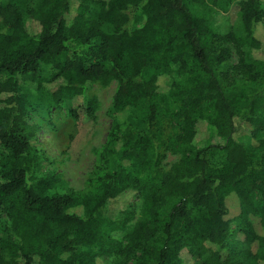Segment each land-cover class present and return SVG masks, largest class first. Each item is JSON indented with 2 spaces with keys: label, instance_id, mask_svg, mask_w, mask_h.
<instances>
[{
  "label": "trees",
  "instance_id": "1",
  "mask_svg": "<svg viewBox=\"0 0 264 264\" xmlns=\"http://www.w3.org/2000/svg\"><path fill=\"white\" fill-rule=\"evenodd\" d=\"M232 6L218 31L210 14ZM263 22L260 0H0V218L13 235L0 264H264ZM19 76L49 108L115 83L81 191L46 167ZM66 118L62 157L95 125L94 104ZM199 125L223 145L196 149Z\"/></svg>",
  "mask_w": 264,
  "mask_h": 264
},
{
  "label": "rangeland",
  "instance_id": "2",
  "mask_svg": "<svg viewBox=\"0 0 264 264\" xmlns=\"http://www.w3.org/2000/svg\"><path fill=\"white\" fill-rule=\"evenodd\" d=\"M95 1L103 4L108 2V0ZM260 2L264 10V0H260ZM208 5L210 6V4ZM213 11L214 13H212V15L210 14V17L213 25L217 27V30L220 32L229 29L236 21L237 11L235 6H232L228 12H223L218 8H214ZM71 14V16H73V13ZM255 37L259 41L264 42V22L257 27ZM260 55L261 54L255 53V56ZM234 61L235 58L232 59V62ZM43 70L48 72V68H43ZM18 82L23 88V91L31 97V102L40 107L38 112L30 111L29 114L31 119L38 125L36 137L39 141V146L47 156L49 165H46V167H49V170L61 178L70 190L81 191L86 181L90 179L98 169L96 153L102 148L108 137L110 129L108 113L112 105L115 83L111 82L107 86L88 84L82 96L73 97L61 102L57 107L51 106L49 108L48 105L50 103L47 100L40 101L38 99L35 85L29 77L19 76ZM86 102L94 104L95 125L87 136L81 139V142L76 145L69 157H62L60 156L62 144L59 139V134L63 133L71 125V122L66 118L67 113L70 109L85 104ZM238 140L245 146L251 143L250 139L247 137H241ZM196 141V149H202L208 146H222L224 143L223 139L216 136L214 131H207L204 125H199ZM191 152L190 149H186L179 154L168 153L162 162V166L167 168L173 163H176L182 156H189ZM213 156L217 161H221L222 159L219 150L215 151ZM128 201L132 207H135L138 203V198L135 196L130 197ZM133 225L134 221L129 223L123 231L112 234L111 238L115 240L113 245H116V243L123 245L125 242V235L132 230ZM7 237L13 238V235L10 230L8 218L2 216L0 218V238ZM231 242L232 244L236 243V241H232V239Z\"/></svg>",
  "mask_w": 264,
  "mask_h": 264
}]
</instances>
